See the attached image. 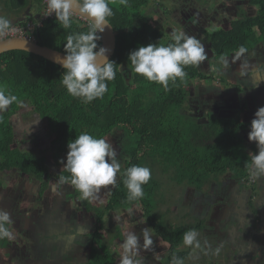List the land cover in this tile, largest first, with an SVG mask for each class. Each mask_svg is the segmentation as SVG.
<instances>
[{
    "label": "trees",
    "instance_id": "16d2710c",
    "mask_svg": "<svg viewBox=\"0 0 264 264\" xmlns=\"http://www.w3.org/2000/svg\"><path fill=\"white\" fill-rule=\"evenodd\" d=\"M201 1L203 6L207 5L206 0ZM108 2L114 13L108 21L113 25L117 38L116 51L110 60L116 64V78L108 82V91L102 99L84 103L82 99L69 95L62 84L63 67L43 57L18 50L0 55V87L18 97L17 102L0 113V178L11 173L13 184L20 177L39 181L41 188L38 202H41L52 177L59 181L60 176L70 175L63 170L69 142L85 132L105 138L112 131L119 130L121 135L117 146L126 156L125 166L120 170V177L110 190V195L104 194L108 196L105 203L101 200L104 195L99 193L94 200L81 199L83 204L80 210L94 215L98 226L93 233L82 234L86 238L83 246L89 252L81 253L83 256L79 258L72 256L69 264H119L120 259L112 248L124 242L127 230L121 222H115L110 227L107 221L132 209L142 211L148 226L154 231L152 234L157 236L154 237L151 256L163 255L167 249L162 244H166L169 258L165 264H172L174 256L183 260V264H195L190 261L191 251H180L184 245V234L195 230L200 235L205 234L201 237V248L208 250L207 259L213 264L217 262V258H214L217 255L206 236L211 215L200 220L189 211L178 209L173 215L174 219H171V209L162 210L169 204L165 193H162L166 185L164 181L171 180L172 191L178 194L190 188L209 192L211 184H221L226 174L239 181L249 178L251 154H256L258 148L256 143L249 145L241 132L250 130L251 123L239 117H220L214 112H209L204 118L191 114L189 101L192 92L186 88L188 82L194 78L209 79L197 66H186L185 80H177L175 85L170 82V91L134 73L128 59L130 52L149 44L166 46L172 42L171 37L168 39L164 36V29L156 26L152 18L145 14L150 7L156 9L162 1L127 0V4H121L120 0ZM253 3L258 7L256 16L238 20L230 28H221L208 34L216 61L221 62V57L227 59L241 46L250 52L264 42V0H253ZM0 7L18 16L29 7L28 12L35 8L39 17L19 22L26 24L30 20L42 19L45 5L44 0H0ZM71 20V27L64 29L55 17L45 19L34 32L35 41L65 53L64 45L69 34L88 31V21L76 15ZM98 35L101 37L100 33ZM101 40L97 41L98 49L102 46ZM23 103L33 108L36 118L18 128L14 118ZM44 122L53 135L49 136L45 129H40ZM35 132L48 138L44 143H53L50 160L35 148L23 149L18 144L22 135L35 140L38 136ZM133 165L148 167L152 178L143 186V198L130 201L124 180L127 168ZM157 171L160 175L158 178ZM63 185L71 186L74 190L69 199L80 197L70 182ZM3 186L0 181V191ZM97 201H101V205ZM8 225L6 227L9 228ZM70 225L68 222L65 226ZM60 227L58 231L63 229ZM36 229L39 233L40 230ZM64 235L59 233L56 236L61 239ZM7 240L0 239L1 249H5ZM33 249L29 256L22 255L24 264L36 263V259L32 258ZM259 254L262 256L260 250L244 252V256L249 258L259 257ZM61 260L60 257L49 264H63Z\"/></svg>",
    "mask_w": 264,
    "mask_h": 264
},
{
    "label": "clouds",
    "instance_id": "9594fccd",
    "mask_svg": "<svg viewBox=\"0 0 264 264\" xmlns=\"http://www.w3.org/2000/svg\"><path fill=\"white\" fill-rule=\"evenodd\" d=\"M120 3L127 4V0H120ZM74 11L88 21V31L69 34L66 38V55L62 60V84L72 97L80 98L84 103H91L102 99L108 91V82L116 78V64L107 59V49H98L97 45L101 38L98 33H103L105 28L110 26L108 18L114 13L108 0H47V12L44 16L55 15L62 27L68 29L71 27ZM10 31H14L12 21L0 15V36ZM170 35L172 42L166 46H141L130 52L128 57L134 73L149 82L162 85L165 91H170V82L175 85L177 80H185L186 66H200L208 59L205 47L197 37L189 36L183 31L172 32ZM246 51L247 49L241 46L236 56H242ZM221 62L227 66L228 61L223 57ZM17 101L16 95L0 87V113ZM250 129L248 140L256 143L258 152L250 153L249 176L257 180L264 178V107L255 112ZM67 147L63 170L70 175L60 176L59 184L70 182L84 200L95 199L102 188L115 185L121 165L114 146L107 139L97 138L85 132L69 142ZM125 177L128 200L142 199L143 186L152 178L151 170L148 167L133 165L127 168ZM11 223L9 212L0 209V239H11V231L6 227ZM198 235L195 230L186 232L183 237L184 244L200 248ZM153 243L151 228H144L140 235L130 231L121 245L123 252L119 264H143L140 250L148 249ZM172 264H183V260L174 256Z\"/></svg>",
    "mask_w": 264,
    "mask_h": 264
},
{
    "label": "rangeland",
    "instance_id": "374dc122",
    "mask_svg": "<svg viewBox=\"0 0 264 264\" xmlns=\"http://www.w3.org/2000/svg\"><path fill=\"white\" fill-rule=\"evenodd\" d=\"M162 4H158L156 7V12L152 13L151 10L146 12V16L152 18V22L155 23L156 26H160L161 28H163L165 30L164 32V36L168 39H170L171 37V33L173 30H175L176 28H179L180 25V20L178 19L177 14H180L181 11L184 9V1L186 0H161ZM209 0H206L207 5L206 7L202 6V11L204 13H206V16H209V21H207V25H206V29L207 31H211L213 29V26H215L216 24L218 25L219 22H221V20L218 21H211L210 19H212L210 16L214 13L213 10L215 5H217V3L212 2L211 0L208 2ZM231 0H228V2ZM227 2V4H228ZM30 8V7H29ZM28 8V9H29ZM171 9V12L168 14H171V17H167L166 15H164L165 13H163V9ZM28 9L25 10L23 13H21L19 16L14 14V12L9 13L6 9H3L2 7H0V15L3 16H8L9 19H11L12 21V25H16L19 24L18 20H22L23 17H27L28 15ZM154 10V11H155ZM160 10V11H158ZM210 12V14H208ZM226 16L224 15L219 18H225ZM28 18V17H27ZM24 21V20H23ZM169 22V23H168ZM213 22V23H210ZM216 22V23H215ZM167 27H169V29H167ZM180 31H183L182 29H180ZM259 49L263 50L264 49V43L262 45H259L258 47ZM208 55V60H205V62H203V65L210 63V60L213 58L212 54L209 53ZM259 57V55H258ZM209 61V62H208ZM202 65V64H201ZM202 65V66H203ZM219 66L216 65V68ZM211 71V69H210ZM210 71H205L203 70L204 75H210L211 72ZM203 85H205L203 83ZM192 86V87H190ZM190 86H188L189 89H192L195 91V95L199 96L200 92L197 88L195 87H199L200 83L198 82H194L192 81ZM208 89V88H205ZM211 89V88H210ZM197 91V92H196ZM233 91H236L233 90ZM258 90H255L254 93L250 94V92H248L247 94H245L243 96V99H246V101H248L250 104H254L255 102H261L263 101L262 98H260V94L257 95ZM264 91V90H263ZM246 93V91H244ZM207 96V95H206ZM206 96L203 95V99L206 100ZM240 97V95H239ZM264 97V96H263ZM203 100L201 99V102ZM200 100L199 98L195 99L192 101V105L195 108L200 105ZM259 102V103H260ZM29 105L23 103L21 104V108H20V112L17 114V116L14 118L15 122L18 126V128H21L23 125L32 122L34 118H36V112L33 110L32 107H28ZM208 106V107H207ZM204 111H202V113L199 111L200 109L197 107L195 111L192 112L193 116H197L198 118H204L206 117V115L211 112L209 105H206L205 107H203ZM199 111V114L197 113ZM226 114V113H225ZM232 116V115H231ZM254 119V116H252L251 120ZM43 129H45V133H47L49 136L53 135V132L47 127L46 123L44 122V125L41 127ZM120 131L119 130H115L112 131L109 135H107L105 137V139H107L115 148L116 152H117V158L119 159L121 168L120 170L125 166L126 163V156L124 155V153L122 152V149H120V147L117 146L118 142H119V138H120ZM248 135V134H246ZM42 140L36 138L34 141H30L31 145L33 148L36 149L37 152H39L42 155H46L48 157V159L50 160L52 158V151L54 149V145L53 143H50L48 145H43L42 144ZM27 145V147L29 146ZM24 149V148H23ZM26 149V147H25ZM124 155V156H123ZM157 178L160 177L159 175V171ZM120 172L117 174V178H116V183L120 177ZM7 175H11V173H8ZM2 176V175H1ZM6 176V175H5ZM25 179V177H23ZM4 177L2 176L0 178V181L3 182ZM253 180V179H252ZM56 182H58L57 180H55ZM52 182V181H51ZM115 183V184H116ZM164 183L166 184L164 186V191H162V193L164 192L166 196L165 199L169 202L168 205L164 206L162 208V210H167V209H171L170 212V218L174 219L173 215H175L177 213V210H183L184 211H189L193 214H196L200 217V219H202V217H205L207 215V212L212 210L214 211L215 214H213V216L209 219L211 220L207 225L209 227V229L207 230V235H209V237L214 241V240H219L220 238V244H218L217 249H219V251L217 252V249L214 250V254L217 255L214 258H217V262L213 263V264H264L263 260L261 259L262 257H257V258H249V257H245L244 256V252L246 253L248 250L252 251L255 249V243L256 246L258 245V247H256V250H260V253H264V214L261 213L263 208H264V201L260 200L261 199V193H264V187L263 188H259L256 189L257 192L253 193H245V191H250L251 187L253 186L254 182L253 181H249L248 183H244L243 185V190L244 192L241 194V198H243L245 200L246 198V203L248 204L247 207L243 208L244 211H247V219L244 217L245 213L241 214L239 213L238 215L235 214L236 218L231 216L230 218H227V221L223 222V225L220 226V222L218 221V215L221 211V207H232L233 204V199L237 198L238 196V192H234V190H229L227 192H225L224 190H222L221 187H217L214 186L209 190V195H212L213 199H215L214 201H211L204 193L202 192H193V190L187 191L186 189L180 193H174L172 191V187L170 185L171 180L167 179L164 181ZM58 184V183H56ZM246 184V188L249 190H246L245 187ZM259 185H263V181L262 183H258ZM12 191L14 190H18L19 186L18 184L12 186ZM114 188V185L112 186H106L105 188H102L99 192V194L104 195L105 193L109 196V192L110 190H112ZM195 189V188H193ZM197 190V189H195ZM5 191H8V189L5 187ZM246 194V195H245ZM104 195L101 197V200L103 201V203H105L108 199V196ZM32 198L34 200V197L38 196V192L37 189H33V194H32ZM46 196V195H45ZM194 196L195 200L194 202L191 201V197ZM205 196V197H203ZM0 197H3L2 201H0V209H4L6 211H8L7 209L10 208L13 205V201L14 198L12 196L11 192H8L7 195H4L3 193V188L0 191ZM171 197H173V199L171 200ZM80 198V197H79ZM239 199V198H237ZM77 200V199H76ZM76 200H74L76 202ZM209 200V202H208ZM250 200V201H249ZM78 201H82V200H78ZM22 202V200H21ZM99 205H101V201H97ZM213 204H209V203ZM6 203H8L7 209L5 208ZM36 202L32 201V202H25V203H20L18 206H15L13 208L10 209L11 213L12 212H16L17 214L20 213H29L30 208L27 209V212L25 211L24 207L27 208V206L29 204L34 205ZM96 203V202H95ZM80 205V204H78ZM213 206V207H212ZM34 208V207H33ZM21 209V211H20ZM14 210V211H13ZM200 210V212H199ZM9 212V211H8ZM251 212L255 213V215L251 216ZM49 213V212H48ZM47 213V214H48ZM202 213V214H201ZM49 215V214H48ZM66 215L68 216L67 218L69 220H72V223H70L71 225L69 227H65L66 230L63 231V233L65 234L63 238L59 239L56 236V239L60 242L63 243L67 240V238H65L66 235L70 236L72 234L75 235L77 233H79V231L81 230L82 233L88 234V233H93L98 224L96 222L95 216H88L85 215L84 213H74V211L71 209V207L69 206V210L67 211ZM11 216L13 217L14 215L11 214ZM18 216V215H17ZM44 217V215L42 216V218ZM252 217L253 221L248 220V218ZM110 219V218H109ZM199 219V218H198ZM235 220H239V222L235 221ZM40 222V221H39ZM115 222H121L123 223V225H125V228L128 232L133 231L135 234H138L137 230H133L136 227L141 228L142 225L147 226L148 228H151L150 226H148L147 221L145 220V218L142 216V211L140 209H137V211L135 210H129L126 212H123L121 215L114 217L113 219H110L107 221V223L109 224L108 226L113 227V225H115ZM15 225H21L22 226V230H17L15 229L12 225H10L9 230L11 231V239L8 238L7 242H16L18 240H23L21 241L22 243L28 245L30 248H35L37 249L38 247V243H37V236H38V232L36 233L33 230V226L30 225L28 228L25 227V221H20L19 219H16L14 222ZM222 224V223H221ZM67 225V224H66ZM30 228V229H29ZM83 229V231H82ZM85 231V232H84ZM154 231L151 228V233H153ZM104 234H106V232L103 231ZM62 234V233H61ZM127 232L125 233V236H127ZM154 237H157L156 235L153 234ZM105 237H107V239L109 240L108 235H106ZM198 239L201 242V235H198ZM261 241V242H259ZM16 244V243H15ZM8 246H11L10 244ZM162 246H165V249H169L168 246H166V244H162ZM16 247H19V244H16ZM118 247V245L114 246L112 248L113 253L118 257L119 254L116 253V248ZM5 248H7V246H5ZM193 250L191 253V258L190 261L192 263L195 264H210V261H208L207 259V252L208 250L205 248H195L194 246H187V245H183L180 247V251L183 250ZM163 252V255L160 256V258L156 259L157 261L152 262L156 263V264H165V262L167 261V259L169 258V252ZM144 251V249H143ZM86 252H89V250H86ZM141 253V252H140ZM145 253V251H144ZM142 254V253H141ZM143 255V254H142ZM194 259H193V258ZM198 257V260H197ZM84 260H86L84 258ZM258 261V262H257ZM147 262V261H146ZM2 264H5V262H2ZM143 264H147L143 261Z\"/></svg>",
    "mask_w": 264,
    "mask_h": 264
},
{
    "label": "flooded vegetation",
    "instance_id": "af4514ba",
    "mask_svg": "<svg viewBox=\"0 0 264 264\" xmlns=\"http://www.w3.org/2000/svg\"><path fill=\"white\" fill-rule=\"evenodd\" d=\"M211 1L214 3H217V5H215V7H214L215 10H213L214 13L210 16L212 18L210 20L211 21L221 20V22H219L218 25L216 24L215 26H213L212 32L211 31L209 32L206 29L207 21H209V16L208 15L206 16V13H204L202 11L203 4H202L201 0H186V1H184V9L181 11L180 14H177L178 19L180 20L181 26L172 31V32H176V31H180V29H182L183 32L187 33V35L197 37V39H199L200 42L204 45L206 53L207 54L211 53L212 57H213L210 60V63L203 65V62H202L203 66L202 65L197 66V68L200 72H203V70L210 71V69H211V71H210L211 74L206 75L209 79L202 80L199 78H194L188 82V84L186 86L187 89H189L188 86H190L192 81L200 83L199 87H195L200 91V92H198L199 96H196L194 94L195 91L193 90V88L190 89L192 92V97H191V100L189 101V105L192 109V112L195 111L196 108L198 107L200 109L199 111L202 113V111H204L203 107H205L206 105H209L211 112L216 113L220 117H224V118L239 117L243 121L251 123V121H252L251 118H252V116H254L257 109L260 107H264V97H263L264 94L259 93L260 91H257V93H256L257 95L260 94L259 97L263 99V101H261V102L259 101L260 103L255 102L254 104H250L248 101H246V99H243V96L245 94H247L248 92H250V94L255 92V91H252V89L250 88V86L252 85V82L248 81V82L244 83L243 81H241V83L237 84L236 83L237 80L235 81V83H233L231 81V79H230L231 72H229V71L225 72V70H226L225 67H227V66H225L222 62L215 60L214 52L212 50V45L209 43L207 36H208V34L213 33L215 30H218L221 28L222 29L230 28L232 23H235L238 20L246 19L247 17L256 16L258 13V7L256 5H254L253 0H231L229 2H228V0H211ZM227 2H228V4H227ZM204 7H206V6H204ZM150 10L152 13L156 12L154 7H150L146 12H148ZM158 11H160V10H158ZM170 12H171V9H167V8L163 9V13H165L164 15H166L167 17H171V14L168 15ZM208 14H210V12ZM224 15L226 16L225 18H219L218 19V17H221V16L224 17ZM210 23H213V22H210ZM167 29H169V27H167ZM164 32H165V30H164ZM263 43H261L259 45H262ZM259 45L256 47L255 50L250 51V52L246 51L242 56H239V57L236 56L237 52H235L232 56H230L226 59L228 61L227 64L231 65L233 69L236 68V69H240L241 70L240 72H245V70H247L250 65L249 64H243V62H242L243 59H245V61H247L246 60L247 58L255 57L256 53L259 54V58L261 57L264 59V51L259 50V48H258ZM232 61H233V63H231ZM241 63H242V67L239 66V65H241ZM218 64H219V66L217 67V69L214 68ZM203 83L205 85H203ZM206 84L208 85L207 87H206ZM243 84H246V86L245 85L243 86ZM190 87H192V86H190ZM205 88H208V89H205ZM235 89H236V91H233ZM238 89H240V90H238ZM244 91H246V93ZM203 95H205V96L207 95L206 100L203 99ZM239 95H240V97H239ZM194 98L195 99L199 98L200 102H201V99L203 100L200 103V105H198L195 108V110H194V107L192 105V101L194 100ZM199 111L197 112L198 114H199ZM192 112H191V114H192ZM29 123H27V124H29ZM27 124H25V125H27ZM40 129H43V128H40ZM250 130L242 131L241 134L243 135L244 138H246L249 145H253V144H255V142H250L248 140V135H246L249 133ZM31 131H32V129H31ZM35 133L38 134V136H36V137L37 138L39 137L38 139L43 141L42 142L43 145L50 144L49 141L47 143H44V141H46V139H48L46 137H41L44 134H42L40 136L38 132H35ZM31 140L34 141L33 137L29 138L26 135L25 136L22 135L18 139V144H20L21 148L25 149V147H26V149H31V148H33L31 145H29V144H31L30 143ZM27 145H29V146L27 147ZM250 180L253 181L254 184L251 187L249 192L245 191L246 194L250 193V195H251L252 191H253L252 192V194H253V193L257 192L256 189L264 187L262 185L257 184V182L262 183V181H263V185H264V178L252 180V178L249 177L245 180L239 181V180L233 178L230 174H226L225 176H223L221 184H218V183L211 184L210 189L214 186H217V187H221L222 190H224L225 192L232 189V190H234V192L239 193L237 196V198H239V199H237V198L233 199L234 205H232V207H229V206L224 207V208L221 207V211L218 215V221L220 222V226L223 225V222L227 221V218H230L231 216L235 217L236 216L235 214L238 215L241 212L245 213L244 217L247 219V211H244L243 208L247 207L248 204L245 201L246 198H245V200L243 198H241V194L244 192V190H243L244 183L245 182L248 183ZM29 181H31V180H29ZM32 181L34 182L33 188L37 189V192H38L39 189L41 188V183L37 180H32ZM56 183L57 182L52 177V182L49 185V188L46 192V195L50 196L49 190L52 187V184L59 185ZM244 188L246 190H249L246 188V184H245ZM190 190H193V192L198 191V190H195L193 188L187 189V191H190ZM73 192H74V190L71 186L65 187L64 190L58 194V197H56L55 206H53V210L51 212H49L51 214L48 216V218L46 220H42L38 223L39 227L50 228V229H48L47 235L45 236V240L49 238L48 239L49 243L46 241L45 244H43L44 246H42L40 248L41 250H43L44 247L51 249L49 247V245H50V243L54 242L53 235L57 234L53 230V228H55L56 225H61L60 222L62 220H64V217H65L67 211L69 210V206L74 211V213L80 212V213H84L85 215H88L85 212V210H80V208H82L83 200L82 201H78V200H81V198H78V197L73 198V199L68 198L71 194H73ZM198 192H202V191H198ZM202 193L208 195L207 197L211 201L215 200V199H213L212 195H209L208 192L203 191ZM12 196L14 198L12 206H14V207L18 206L20 203L22 204V203L27 202L26 201L27 197L25 196L24 191L22 190L21 187H19L18 190H14L12 193ZM48 196H44L45 200L43 197L41 202H38V196H37L36 204H37V202L39 204L42 203V206H43L45 204ZM203 197H205V196H203ZM34 199H36V197H34ZM21 200H22V202H21ZM74 200H76V202ZM194 200H195V197L192 196L191 201L194 202ZM260 200L264 201V193H261V199ZM208 202H209V200H208ZM78 204H80V205H78ZM209 204H213V202L212 203L210 202ZM24 209L27 212V208L24 207ZM20 211H21V209H20ZM31 212L36 213V214L39 213L38 210H34ZM199 212H200V210H199ZM243 213H241V214H243ZM261 213L264 214V208H263ZM21 214H23L24 217H26V215H27V213H25V214L20 213L18 215L20 216ZM191 214L200 219V217L198 215L193 214V213H191ZM208 214L211 215L210 216V218H211L213 216V214H215V213H214V211L210 210L207 212V215L205 217H202V219H200V220H204V218H206L208 216ZM253 215H255V213L251 212V216H253ZM88 216L90 217L92 215L89 214ZM248 220L253 221L252 217L248 218ZM69 221H70V223H72V220H69ZM210 221L211 220H209V222ZM235 221L239 222V220H235ZM209 222H208V224H209ZM141 232H142V230H141ZM204 235L205 234H201V237ZM206 236L208 237V239H210L209 244H212V246H217L218 244H220L219 243L221 241L220 238H219V240L217 239V240L213 241L209 237V235L206 234ZM124 238H126V236H124ZM259 242H261V241H259ZM51 246H53V244ZM254 246L256 248L258 245L256 246V243H255ZM255 251L256 250L254 249L253 253ZM247 252H249V250ZM43 253L48 254V252H43ZM261 255L262 256H260V254H259V257H262L261 259L264 262V253L262 252ZM45 258H47V256ZM252 258H257V257L254 256ZM61 261L63 262V264H69V261H66L63 259ZM155 261H157V260H155ZM152 262H154V261L149 260V261H147V264H152ZM81 263H83V262H81ZM153 264H156V263H153Z\"/></svg>",
    "mask_w": 264,
    "mask_h": 264
},
{
    "label": "crops",
    "instance_id": "0c3cea01",
    "mask_svg": "<svg viewBox=\"0 0 264 264\" xmlns=\"http://www.w3.org/2000/svg\"><path fill=\"white\" fill-rule=\"evenodd\" d=\"M39 15L40 14L34 8L32 11H29L27 17L30 19L32 17H35V18L39 17ZM6 17L8 18V16H6ZM27 17L25 16V17H23L22 20L21 19L18 20V23L20 21L26 20ZM259 50L264 51V49L263 50L259 49ZM258 55L259 54L256 53L255 57H253V58L249 57L246 59L247 61H245V59H243V61H242L243 64H249L250 65L249 68L247 70H245V72H240L241 71L240 69H236V68L233 69L232 66L229 64H227V67H225V69H226L225 72L226 71L231 72L230 79L233 83H235L236 80H237V82H236L237 84L241 83V81H243L244 83L248 82V81L252 82V85L250 86L252 91L258 90V91H260L259 93L264 94V91H263L264 90V59L261 57L259 58ZM231 63H233V61ZM239 66L242 67V63ZM244 85L246 86V84H243V86ZM207 86L208 85L206 84V87ZM10 176L11 175L4 176V179L2 182L4 185L3 186L4 195H7L8 192L13 193V191H12L13 187L12 186L18 184V186L21 187L22 190L24 191V194L27 197L26 198L27 202H32V201L36 202L37 201V197L34 200L32 198L33 197L32 196L33 189H34L33 188L34 182L32 180L31 181L26 180V179L24 180L23 177H20L19 181L16 184H13L14 177L11 178ZM5 187L8 189V191H5ZM65 187H67V185H61L60 186V185L52 184V187L49 190L50 196L46 195V196H48V198H47L45 204L43 206H42V203L39 204L38 202H37V204L35 203L34 205L29 204L27 206V209L30 208V211H29V213L27 212L26 217H24L23 214H21L19 216L16 212L11 213L10 209L13 208L14 206H11L10 208L7 209V207L10 205H8V203H6L5 208L9 211L10 216H11V214L14 215L13 217L11 216L12 223L8 225L9 228H10V225H12L15 229L22 230L23 228L21 225H15L14 224L15 220L19 219L20 221H25V227L26 228H28L30 225H32L33 230L36 233H37L36 228H38L40 231L43 230L42 232L39 231V234L37 236L38 247H37V249L34 248L33 252H32L33 253L32 258L36 259L35 264L53 263L55 260L60 259V257L63 260L69 261V259L72 258V256H76L77 258H79V257L83 256L81 253H85V251L88 250L83 246V241L86 238L82 235L85 233H82L81 231L79 233L73 235V236H72V234L70 236L66 235L65 238H67V240L63 243H60L56 239V235H58L59 233H63V231L66 230L65 225L68 224V222H70L69 219L67 218V215H65L64 220H62L60 222L61 226H62V227H60V229L63 228L62 230H60V231L57 230L59 225H56V227L53 228V230L57 234L53 235L54 242L50 243V245H49V247L51 249H48L47 247H44L43 250L40 249L42 246H44L43 244H45L46 241L49 243V240H43V239H45V236L47 235V231L50 228L39 227L38 223H39V221L46 220L48 218V216L51 214L48 212H51L53 210V206H55L56 197H58V194L61 193ZM2 199H3V197H0V201H2ZM44 200H45V197H44ZM34 210H38L39 213L36 214V213L31 212ZM135 211H137V210H135ZM43 215H44V217L42 218ZM142 216H143V214H142ZM144 228H148V227L145 225H142L141 228L136 227L134 229L137 231L138 230L141 231ZM82 231H83V229H82ZM126 232L127 231H125V233ZM138 234H141V232H138ZM151 236H152V239L154 241V236L152 233H151ZM55 240L58 242H56ZM21 241H23V240H18L16 242H11V240H10V242H8V244L6 245L7 248H5V249L0 248V264H2V262H5V264H24L25 258L22 257V255L24 254L25 257L29 256V254H30L29 252H30V250L32 251V248H30L28 245L22 243ZM81 241H82V244H81ZM15 243L19 244V247H16ZM9 244L11 246H8ZM52 244H53V246H51ZM140 244H143L142 236H141ZM121 245L122 244L119 243L118 247L116 248V251L118 254H122V252H123ZM26 247H27V249H26ZM217 247L218 246H213V249L216 250ZM141 250H143V248ZM144 251H145V254H144V252L142 253L144 255H142L141 253H139V255L145 263H147L146 261H149V260L155 261L156 259L160 258V256H161V255H154V254L152 256L150 255V253L154 251L153 245H151L148 249H144ZM188 251H193V250L188 249ZM43 252H48V254L43 253ZM46 256H47V258H45ZM119 257H120V255H119ZM119 259H121V257Z\"/></svg>",
    "mask_w": 264,
    "mask_h": 264
},
{
    "label": "water",
    "instance_id": "95a60500",
    "mask_svg": "<svg viewBox=\"0 0 264 264\" xmlns=\"http://www.w3.org/2000/svg\"><path fill=\"white\" fill-rule=\"evenodd\" d=\"M74 15L84 19L78 12L74 11ZM109 25L105 28V31L101 34V41L103 48L107 49V59L110 61L115 54L116 51V45H117V38H116V32L113 27V25L108 21ZM25 51L28 53H32L34 55L43 57L44 59L51 61L59 66L62 67V60L66 53H63L61 51H58L56 49L42 46L38 44L34 40H29L25 38H9L3 41H0V55L9 51ZM102 59V57H101ZM103 61H101L102 63Z\"/></svg>",
    "mask_w": 264,
    "mask_h": 264
},
{
    "label": "built area",
    "instance_id": "2783aa9c",
    "mask_svg": "<svg viewBox=\"0 0 264 264\" xmlns=\"http://www.w3.org/2000/svg\"><path fill=\"white\" fill-rule=\"evenodd\" d=\"M44 5H45V8L43 11V17L40 21L30 20L26 24L23 23V24L13 25L14 31H10L4 36H0V41L6 40L9 38H18V37L35 41L34 32L36 31V28L38 26H41L45 19L55 17V15H51L47 17L44 16V14L47 12V0H44Z\"/></svg>",
    "mask_w": 264,
    "mask_h": 264
}]
</instances>
